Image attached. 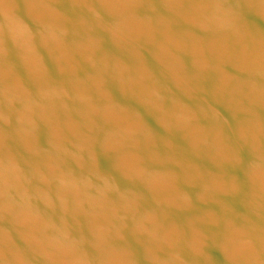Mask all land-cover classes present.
Instances as JSON below:
<instances>
[{
	"label": "water",
	"instance_id": "obj_1",
	"mask_svg": "<svg viewBox=\"0 0 264 264\" xmlns=\"http://www.w3.org/2000/svg\"><path fill=\"white\" fill-rule=\"evenodd\" d=\"M0 264H264V0H0Z\"/></svg>",
	"mask_w": 264,
	"mask_h": 264
}]
</instances>
